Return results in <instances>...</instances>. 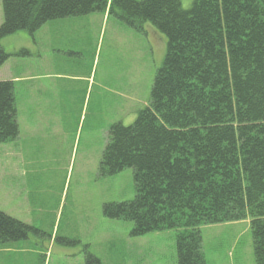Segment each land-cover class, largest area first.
<instances>
[{"label": "trees", "instance_id": "1", "mask_svg": "<svg viewBox=\"0 0 264 264\" xmlns=\"http://www.w3.org/2000/svg\"><path fill=\"white\" fill-rule=\"evenodd\" d=\"M2 39L49 21L103 12L166 37L147 104L110 125L102 177L132 169L134 196L103 213L131 234L175 230L176 264H208L199 226L249 219L255 264H264V0H0ZM19 133L14 82L0 81V144ZM39 230L0 210V245ZM95 264L98 258L88 255ZM36 253L27 264H45Z\"/></svg>", "mask_w": 264, "mask_h": 264}, {"label": "rangeland", "instance_id": "2", "mask_svg": "<svg viewBox=\"0 0 264 264\" xmlns=\"http://www.w3.org/2000/svg\"><path fill=\"white\" fill-rule=\"evenodd\" d=\"M1 43L10 57L0 79L17 77L19 133L0 144V210L40 234L0 245V264H27L38 252L45 264H95L88 255L100 264H176L175 230L133 236L131 222L103 213L105 203L133 198L132 169L98 172L110 125L131 124L147 104L165 35L93 12ZM199 230L208 264H255L249 219Z\"/></svg>", "mask_w": 264, "mask_h": 264}, {"label": "crops", "instance_id": "3", "mask_svg": "<svg viewBox=\"0 0 264 264\" xmlns=\"http://www.w3.org/2000/svg\"><path fill=\"white\" fill-rule=\"evenodd\" d=\"M1 21H2V10H1V2H0V23H1ZM7 61V60H6ZM16 79H17V77L16 76H14L13 78H6V79H0V80H11V81H13V82H15L16 81ZM8 143V142H7ZM1 150V149H0ZM1 152V151H0ZM0 163H1V159H0ZM1 165V164H0ZM0 171H2L1 170V166H0ZM13 172L11 173V177H14L13 175ZM23 176H24V171H23ZM0 177H1V173H0ZM23 186V185H22ZM13 187H14V189H17L16 188V186L15 185H13ZM24 187L25 188H27L25 185H24ZM28 189V188H27ZM7 190V189H6ZM16 193V192H15Z\"/></svg>", "mask_w": 264, "mask_h": 264}]
</instances>
